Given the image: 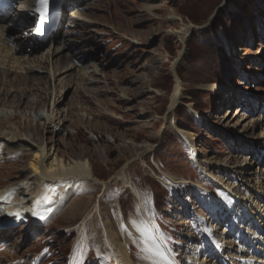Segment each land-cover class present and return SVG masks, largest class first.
Here are the masks:
<instances>
[{
    "label": "rangeland",
    "instance_id": "obj_1",
    "mask_svg": "<svg viewBox=\"0 0 264 264\" xmlns=\"http://www.w3.org/2000/svg\"><path fill=\"white\" fill-rule=\"evenodd\" d=\"M224 2L76 0L63 14L64 28L37 52L52 43V48L60 49L62 54L51 59L50 68L63 79L73 67L63 80L67 83L52 81L51 91L47 72L35 73L27 85L29 94L40 95L43 87L45 99L37 98L43 104L30 109L25 99L15 109L9 101L24 87H17V82L2 86L0 79V89L14 87L0 101V123L6 128L9 121L12 130L19 125L17 132L22 133L17 142H0V190L10 185L18 189L15 184L28 175L34 182L29 164L41 147L65 165L89 161L93 176L107 183L85 188L79 182L70 200L46 218L25 212L22 221L6 226V232H0V264H109L112 254L102 226L115 236L110 245L116 251L129 249L134 264H148L139 244H126L122 238L123 227L135 229L143 219L132 190L112 178L119 170L140 192L166 252L178 264H213L205 234L216 237L220 245V231L228 223L224 216L225 224L214 219L202 193L211 186V173L217 177L215 184L228 182L234 174L225 168L226 162L233 156L241 157V162L247 159L251 165L241 168L259 179L257 192L264 195V0ZM21 4L13 14L22 11ZM182 26L196 28L183 42L170 34ZM30 27L20 33L28 34ZM172 72L180 85L181 104L170 122L188 134L199 163L207 169L205 177L193 164L186 142L170 122L164 123L174 91ZM51 108L64 112L66 122L41 129V119ZM155 146V153H144L142 161L132 162ZM166 177L175 179V193L162 185L171 183ZM231 180L236 191L248 192L244 179ZM212 226L218 228L211 232ZM98 247L100 257L94 250Z\"/></svg>",
    "mask_w": 264,
    "mask_h": 264
},
{
    "label": "bare ground",
    "instance_id": "obj_2",
    "mask_svg": "<svg viewBox=\"0 0 264 264\" xmlns=\"http://www.w3.org/2000/svg\"><path fill=\"white\" fill-rule=\"evenodd\" d=\"M18 1L20 0H13V4H17ZM74 3H70V7H73ZM36 5L37 0H29L28 2L22 4V11H20V13H15L13 15L12 12H10L5 16H0L1 84L2 86H8L12 83L16 85L17 82L19 83L17 84V87H24L21 90L22 93L18 94V96L16 95L17 97L13 96L11 101H9L11 107H15V109H18L21 105V102L25 99L27 100V105H29L27 108L30 109L39 102V104H43L41 100H37V98H40V95H42L41 98L43 100L47 95L45 90L43 91V87L41 88L42 90L39 91L40 95H36L35 93L29 94L30 87L27 85H29V83L33 81L31 78H34L35 73L44 71L47 72L46 76L50 84V89L51 91H53V87L51 86L52 81L57 80L58 84H63L62 82L67 83V81L63 80L68 78V73L74 71L73 67L68 68V72H64L65 75H63L62 77L63 79H57V72L52 71V68H50V61L53 57H57L62 54L60 49H55L54 47L52 48V43L49 47L47 46L48 48H46V50L43 51L42 49L40 50L41 53H37L39 52L38 50L42 48L41 46L45 45V43L37 44L30 36L32 30L30 34L20 33L21 30H24L26 26H28V24L32 26L33 29L37 20ZM76 19V16H74V20ZM190 28L196 29L192 26H182L179 31H173L170 32V34L173 36H177L180 41L183 42V40L185 39L184 35L189 33ZM10 36L13 37L11 40H9ZM46 44H49V42H46ZM12 45H14L15 47L12 48ZM34 53L38 55L33 59H29L28 55L31 56V54ZM23 54H25L24 57H18L22 56ZM38 80L41 79H37V81ZM32 85L36 86V84ZM9 89L10 90H8V88L0 89V101L3 100V98H8L10 93L14 92V87H9ZM218 90H221V88H219ZM179 102L180 87L174 88L173 94L170 98V105L168 108L169 112H167V115L164 117L165 123H169L171 121L175 106L179 104ZM63 115L64 112H57V110L51 108L50 112L46 111V114L43 116L44 118L41 119L43 120V127L40 128L44 129L46 124H51L54 122L61 124L66 122L65 116L63 118ZM237 115L239 116V114ZM237 117L233 118L236 119ZM6 122V124H8L6 128L3 126V124L0 123V142L4 141L8 142V144L17 142L21 139L20 137L22 136V133L19 134V132H17L19 130V125L12 126V130L11 126L10 128L8 127L10 125V122ZM169 124V126L172 127L173 130L186 142L189 148L191 160L193 161L199 172H201V174L205 177L207 169L200 164L201 162L199 163L197 156L198 150L188 140L186 136L188 134L182 129L175 127L173 124H171V122ZM235 126L238 125L236 124ZM246 127L248 126H243V128ZM26 130L28 131L30 129L28 128ZM45 131L47 130L45 129ZM29 133L31 135L30 137L33 139L32 136H34V134L31 132ZM37 133L39 132L37 131ZM23 137L26 138V136ZM147 152L153 154L155 152V149L146 150V152H143L142 154L140 153L132 162L141 160L143 154ZM239 158L241 157L233 156L230 158V162H226L225 164V168H229L234 174L230 176V178L228 176L230 181L223 183L222 181L218 180V182L215 184L217 177L211 173V186H209V188L203 187L202 184L199 186L207 190L206 192L203 190L202 193L209 200V208L211 212L214 213V219H216V221L220 223L224 222L225 224V220L222 219V217L224 216L228 223V227L223 231H220V234L222 236L220 239V245L218 244L216 237L211 234H205V239L208 247L207 251L209 252L211 257V260H209L213 264H215L214 261H217L218 264H264V195H259V193L257 192V188H259L257 187V185L259 184V179L253 180V178H251L250 170L248 168H241L243 166L245 167L246 165L249 166L251 164L247 162V159H243L242 163L241 161H239ZM129 162L130 161H127L124 165L127 166ZM29 167L31 177H34L32 178L34 182L30 183L31 179L28 175L29 178L28 176H26L25 181L20 182L19 184H15L16 186H18V189H13L14 186L12 187L10 185L0 190V196L6 197V199H0V223H3V225H0V232H6L4 229L6 228V226H12L17 222L22 221V219L25 218V212H28V215L40 219L39 216H34L32 214V209L35 206V201L37 200V198L40 197L46 189L54 188L58 195L55 197V202L51 205H41L39 211L41 214L45 215V218L70 200V198L75 194L74 189L72 188L79 182H83L82 187L85 188L91 187L92 184L103 186L107 184L106 182H100L93 176L92 167L89 161L86 160L82 162L79 160H74L71 164L65 165V161L63 159H59L57 157L52 158L50 155H48L44 147L38 148L36 150V152L34 153V157L29 164ZM125 169L126 167L122 168L121 171ZM113 178H117L124 187L132 190L133 194L137 198L138 207L141 211L143 219V225L138 226L135 229H128L125 231V228L122 225L124 229L122 238L123 240H125V243L139 244L140 248L146 255V259L143 258V261L147 260L148 264H178L176 260L173 259L163 247L160 236L154 224L152 223L153 221L148 218L145 212L141 194L138 189L133 186L129 176H123L122 172L120 173L119 170L115 173ZM166 178L168 181H171V183L165 181L164 184L167 185L171 192L175 193V185L177 184L176 182H174L175 179H173V177ZM235 178H237L238 180L244 179V181L249 184L247 185L248 190H245L248 191L247 193L244 194L242 191L235 190V187H233V181L231 180ZM31 184L34 185L33 188H31ZM82 200L83 199L79 200V202H81ZM94 210L95 213H99V203H96V205L94 206ZM12 212L19 213V217L8 215V213ZM217 228L218 227L216 226H212L208 230L212 232L213 229L216 230ZM110 232L111 231L108 227L102 226V235L105 238L106 244H109L107 245L109 246L112 254V258H110L111 260L110 262L108 261V263L134 264V261L131 259V257L129 258V255H127L129 249L116 251L115 248L110 245L111 243L115 242V236L110 235ZM231 235H233L232 238H230ZM111 238L112 241H110ZM222 244H226V247L221 248L223 246ZM227 244L229 245L227 246ZM94 250L97 257H100L103 253L100 252L99 247ZM211 251L215 253V256L211 253Z\"/></svg>",
    "mask_w": 264,
    "mask_h": 264
},
{
    "label": "snow or ice",
    "instance_id": "obj_3",
    "mask_svg": "<svg viewBox=\"0 0 264 264\" xmlns=\"http://www.w3.org/2000/svg\"><path fill=\"white\" fill-rule=\"evenodd\" d=\"M47 3H48V0H37L36 11L37 13L41 14V22H43V19L46 18L44 14L41 12V10L46 9ZM57 195L58 193L55 191L54 188L46 189L45 192L40 197H38L37 200L35 201V206L32 209V214L34 216H39L40 219H44L45 215L41 214L39 211L41 205L42 204L51 205L52 203L55 202V197ZM0 199H6V197L0 196ZM8 215L19 217V213H15V212L8 213Z\"/></svg>",
    "mask_w": 264,
    "mask_h": 264
}]
</instances>
